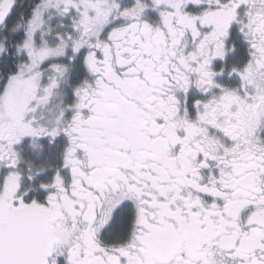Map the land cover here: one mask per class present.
<instances>
[{"label":"snow or ice","instance_id":"6c2138e0","mask_svg":"<svg viewBox=\"0 0 264 264\" xmlns=\"http://www.w3.org/2000/svg\"><path fill=\"white\" fill-rule=\"evenodd\" d=\"M0 264H264V0H0Z\"/></svg>","mask_w":264,"mask_h":264}]
</instances>
